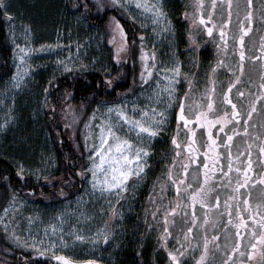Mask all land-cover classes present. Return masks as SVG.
Masks as SVG:
<instances>
[{
	"label": "rangeland",
	"instance_id": "1",
	"mask_svg": "<svg viewBox=\"0 0 264 264\" xmlns=\"http://www.w3.org/2000/svg\"><path fill=\"white\" fill-rule=\"evenodd\" d=\"M108 1L113 6H118L113 3V0ZM160 1L148 0V3H160ZM8 2L14 3V0H8ZM120 8L126 17L130 18L144 34L143 49L149 53L152 50L156 51L158 47L157 51L162 52L161 43L169 34V25H167V30L161 31L166 24L163 22L154 25L151 21L153 15L151 12L141 15L142 10L135 7V0H132L129 4L130 10ZM14 16L15 19L11 24L6 18L13 70L7 78L0 82V155L9 157L19 172L37 178L47 174L54 165V153L53 147L50 146L49 133L46 126L44 124L42 126L39 119L43 116L41 110L43 98L40 96L39 91L35 90L37 85L35 79L39 78L40 70L48 71L51 76L60 75L72 69L103 70L105 69L103 61H105L106 54L100 33L88 28L80 16L70 15L63 24L53 26L50 30L43 29L44 27H34L29 21L24 20L22 16L15 13ZM24 24L30 26L27 33L22 27ZM154 28L155 31H153ZM13 29L15 30V36H13ZM16 44L25 48L24 54L27 63H22L19 60V49L14 51ZM41 46H43V50H41ZM17 65H20V68ZM25 68L28 69V73L24 75L23 80L18 81L20 86L13 87V75L18 71L23 73ZM163 68L164 66L157 65V68L153 71L154 83L157 80L160 81L159 85L156 84L159 91L165 85H172L173 83L171 79L164 80ZM169 75L175 76L174 73H169ZM166 98L167 92L165 91L162 93V99L165 100ZM133 103L136 102L121 99L114 103H100L92 110L87 121L89 126L84 128L83 134V147L86 152L83 161L84 167L89 165L88 156L94 142L93 137L98 136V126L102 123L103 118L108 116L106 109L114 104H123L132 114ZM94 111L95 119H93ZM27 122L30 124L29 126H27ZM166 125L165 123L162 129ZM124 127L126 131L127 125ZM131 135L134 138L135 132ZM86 137L88 148L85 147ZM155 138L156 136L149 139L147 134H144L142 146L148 148V145L150 146ZM147 158L148 155L143 158L144 169L141 178L139 180L136 177L130 178L128 181L129 187L127 191L122 193V198L115 195V190L101 194L97 189L93 195L90 186L91 177L89 174H85L80 192L74 197L57 204L31 202L15 195V205L9 207L10 202L13 200L12 197L5 207L8 208L7 213L4 208L0 214L2 229L16 247L33 252L37 256L49 258L55 264H62V262L56 261L53 258L54 255L67 256L74 261V264H84L88 260L97 261L98 264H112V254L118 246L112 245L111 233L116 232L117 237H122L121 233L118 234V228L122 226L126 216L133 210L137 199L138 186L146 171ZM21 164L23 165L22 169H20ZM158 177L159 175L156 176V178ZM133 181H135L134 185ZM152 185L153 183L150 184V188H152ZM151 195L149 197L154 199ZM177 200L171 197L164 201V204H160L158 201L153 202L151 207L146 210L150 219L149 227L154 230L152 234L157 240L156 246L161 242L164 244L163 247L166 251H183L184 255L178 257L181 264H195V260L199 258L200 252L203 250V238L205 235L208 236L209 231L216 222H208L204 227H201L204 218L200 212L199 214L196 212V223L192 224L193 216L190 205L179 199L177 212L175 214L169 212L168 214L169 220L175 221L174 224L169 223L167 225L171 235L162 238L165 227L161 218L162 214L170 206H177ZM121 201L124 205H120ZM109 202L115 205L118 215H112ZM102 208L103 211H101ZM61 213L63 214L62 217H60ZM153 213H156L154 217ZM185 213H187V216H185ZM61 218L64 221L63 224L58 222ZM29 219L32 220L31 224L28 223ZM105 222H107L108 227L106 230L109 234L107 241L103 239ZM51 225H56L58 229L55 235L52 234ZM112 227L114 228L111 229ZM187 227H192L193 232L188 233L187 239H185ZM60 228L63 229L64 243L59 240ZM46 230L49 233L48 235H45ZM71 233L82 235L85 239L74 240ZM15 236H19L24 243L18 242ZM30 237L36 238L38 247L25 246V244L31 245L33 243ZM49 240L56 241L57 247L55 249L49 246L47 243ZM41 241L45 243L41 244ZM45 249L48 250L45 251L44 255L37 254Z\"/></svg>",
	"mask_w": 264,
	"mask_h": 264
},
{
	"label": "snow or ice",
	"instance_id": "2",
	"mask_svg": "<svg viewBox=\"0 0 264 264\" xmlns=\"http://www.w3.org/2000/svg\"><path fill=\"white\" fill-rule=\"evenodd\" d=\"M132 0H113V3L124 8L125 10L129 9V4ZM204 0H197V10L202 7ZM228 5V19L223 21L224 25H228L231 23L232 16V0H227ZM95 6L99 9L104 8L103 0H95ZM74 8L83 7L86 11L89 9V4L84 2L82 5L73 4ZM135 7L137 9H141V15L147 12L153 13L151 16L152 23L161 24L164 20L167 19L166 13L163 11V5L160 3H148V0H135ZM212 8H216V0H212ZM245 21L239 22L238 34L233 37L234 40L238 41V49L234 48V51L238 50V67L240 75H236V70L229 67L228 71L233 73L234 79L230 80L227 85V89L222 93V101L221 103L225 106H230L231 111H223L222 114H217V108L215 107V101L212 99V94L215 93L216 87L215 82H212L211 89L206 91L204 95L208 97L206 106L200 102H194L189 105L187 110L185 107V100L181 98L179 100V110L177 115V120L183 122V126L188 129L190 135H188V140L190 143L181 144L177 141V138L173 136L171 143L177 148L181 147L186 148L188 155L186 159L190 163H196L198 167H202L203 169V182L200 183L199 187L195 190L192 189V185L187 183L185 179L189 164H183L182 170L184 176L180 179H174L172 172L169 171L167 174V179L172 181L175 185V190L177 196L179 197L182 191L188 192V199L191 201L193 208L196 203L199 202L203 208H220V197L216 195L215 203H209V194L213 192V187L208 186L209 180L211 179L210 173H215L217 170L221 173L219 179L223 181L225 178L229 181L228 187H232L234 195L228 196L224 200L225 211L228 216L227 223L224 224L225 230V238L226 242L228 238L231 236V233L228 232V228L230 225L234 226L235 231V241L234 246H230V250H226L224 255L226 259L221 261V264H235L234 254L239 252L240 257H246V260H240L239 264H264V172L253 174L254 172V163L252 159V145L246 143L245 151H238L237 155H233L231 151V146L233 145V137L239 134L240 127L242 125V131L245 135H249V128L256 129L257 125L252 124V118L254 113H258L261 109H258L257 103L264 101V63L260 64V83L258 85V93L249 92L248 95L252 97V99L246 102V106L243 103L245 92L242 89H237L236 96L240 98L242 103L238 105L233 101L230 93L233 88L240 83H247L249 85L253 84V80L251 76H249L248 80L242 81L241 76L244 74V62L246 59H250L252 61H264V35L260 37V55H251L248 56L245 51V37L249 35L253 28V18H254V0H245ZM0 15L6 17L11 24L15 19L14 14L10 11L8 0H0ZM255 15L259 17L261 21L260 27H264V3H261L259 8H255ZM199 24L203 25L207 31L208 36H212L213 27H210L208 21H212V12H209L207 16L200 13L197 17ZM197 19H193V24L197 23ZM112 20L116 24V28L119 30L120 35L125 36L123 27L119 24L118 20H115V17ZM171 22L168 21V24ZM25 29V33L30 29L29 25H22ZM156 29L154 28L153 31ZM167 30V25L165 28H162L161 31ZM259 30V29H258ZM220 40L225 49L228 47L227 43V34L223 26L220 27ZM13 36H15V30L13 29ZM191 36V33H190ZM141 40L143 41V36H141ZM111 43V41H109ZM193 44H196V40L193 38L191 41ZM217 48H220V45H217ZM19 49L20 55L19 60L22 63H27L25 57V48L21 47V45L16 44L15 49ZM41 50H43V46H41ZM124 50V45L122 44L119 48L116 49L117 53H120ZM141 60L143 62L142 70L140 73V79L143 84H148L149 79L153 76L154 69L157 68L156 64V56L155 53H147L143 47L141 48ZM117 59L119 57L117 56ZM151 61V65L149 64ZM224 61H218V65H223ZM20 68V65H17ZM216 66H213L212 72H215ZM162 71L165 73L164 80H172L175 83V77L179 76L181 73V66L178 60L175 61L174 66L172 67H164ZM28 73V69H23V73L17 72L13 75L12 81L13 87H19V80H23L24 75ZM169 73H174L175 76H170ZM185 79H187V74H185ZM108 85L111 86L112 80L109 79L107 81ZM157 85L160 84V81L157 80L155 82ZM189 87L191 88V82H189ZM167 92V99H162V93ZM174 88L171 84H167L160 91H157L156 88L152 89V95L147 96L146 99L148 104L145 106L138 105L133 103L131 108V113L126 109V106L123 104H114L106 109L108 116L103 118L102 123L98 126L99 133L98 136L93 137V144L91 146V151L88 156L89 165L84 167L83 170L79 173L81 176H85V174H89L91 177L90 186L91 192L94 195L96 190L98 189L101 194L106 192H113L115 190V195L118 198H122V193L127 191L129 185L128 181L131 177H136L137 180L141 178V174L143 173L144 163L143 158H146L148 155V149L142 146V141L144 139V134H147V138L155 137L159 135L162 130V126L167 122L166 121V108L171 107L173 101L175 100L174 96ZM47 93V90H45ZM188 93H185V98ZM164 105V108L161 107ZM115 115H112V114ZM73 118L75 119V114L73 113ZM93 119H95V111L93 114ZM125 125H127V129L125 131ZM189 125H193V127H189ZM89 124L86 122L85 127H88ZM179 123L177 127L179 128ZM228 126H231L230 130ZM262 130L261 133H256L253 131L251 135L255 136L256 140H264V120L258 125ZM200 128L202 131H206V139L205 145L203 148V163L200 165L197 157L200 155V149L195 147L196 145V129ZM216 129V134H214L213 129ZM135 132V137H132V133ZM91 134V133H90ZM85 147L88 148L87 137ZM218 139L223 143L225 148L227 149L226 157H227V171L224 169V165L221 162L217 164V161H221V158L225 156L224 152L218 151L221 147V143L218 142ZM98 140V142H96ZM259 149V159L264 161V142L257 145ZM180 151L175 153L173 157V166L176 162V157L180 156ZM247 156L246 161H242L240 157ZM212 162L211 169L209 168V162ZM235 161V165L234 162ZM23 168V165H20V169ZM260 168L264 169V163L260 164ZM235 171L238 174V179L235 182V185H232V177L231 173ZM19 174V173H18ZM47 180V177H45ZM195 179V177H194ZM135 181H133V185ZM225 185L220 184L216 187H224ZM161 188H164V185H161ZM241 189H247L246 193H241ZM191 190V191H189ZM253 190H256L255 202L253 203ZM63 194V193H62ZM230 202H234L235 207V220L233 219V205ZM15 196L13 195V200L10 202L9 207L15 205ZM118 203V200H117ZM179 199L177 200V206H170L165 210L164 215V232L163 237L166 238L168 235H171L167 225L169 223L174 224L175 221H170L168 218L169 212L175 214L177 212V207L179 206ZM242 204V206H241ZM109 207L112 209V215L116 216L119 213L115 209V205L109 202ZM4 211L7 213L8 208H5ZM103 211V208L101 209ZM156 213H153L155 216ZM220 215H223L222 213ZM63 214H60L62 217ZM187 216V213H185ZM193 219L191 221L192 224L196 223L195 211L192 213ZM220 217L218 216L217 219ZM58 222L63 224V219H59ZM209 222L207 212L204 214V223L201 224V227H204L205 224ZM29 224L32 223V220L29 219ZM215 227V225H213ZM107 222H105V229L103 239L105 241L108 240L109 234L107 232ZM240 229H244V232H241ZM52 234L55 235L58 231L56 225H51ZM59 232L61 235L59 236V240L61 243H64L63 237V229L60 228ZM193 228L187 227L185 233V239H187V234L192 233ZM49 233L47 230L45 231V235ZM73 235L74 240H84L85 237L82 235H77L75 233H71ZM246 237V243H244V239ZM15 239L18 242L24 243L20 240L19 236H15ZM33 243L31 245L25 244V246L36 248L38 247L36 243L35 237H30ZM218 239V234L211 237V240L215 241ZM209 237L204 236L203 238V250L200 252L199 258L195 260V264H205L209 255L214 257L215 253L209 252ZM45 243L41 241V244ZM49 246L52 249L57 247V243L55 240L47 241ZM215 247L220 249V245L216 244ZM226 247H228L226 243ZM244 248V251H240L241 248ZM40 251L38 255H44L45 251ZM183 251H169L168 256L170 257L173 264H181V260L178 258L183 256ZM53 258L62 262V264H74V261L67 256L64 255H54ZM84 264H98L97 261L88 260L85 261ZM214 264V260L211 262Z\"/></svg>",
	"mask_w": 264,
	"mask_h": 264
},
{
	"label": "flooded vegetation",
	"instance_id": "3",
	"mask_svg": "<svg viewBox=\"0 0 264 264\" xmlns=\"http://www.w3.org/2000/svg\"><path fill=\"white\" fill-rule=\"evenodd\" d=\"M261 3H264V0H254V18H253V28L252 31L245 37V51L248 56L251 55H260V37L264 35V27H260L261 21L259 17L255 15V8H259ZM160 4L163 5V11L166 13L167 19L164 20L166 25H169V34L162 40L161 46L163 47L162 52L156 48V51L152 50L149 52L155 53L156 64L162 65L164 67H172L176 60L180 62L181 73L179 76L175 77V83H172L174 88L175 100L171 107L166 108V126L162 129L159 135L152 141L150 146L148 145V158H147V167L139 184V192L141 195V204L145 203V197L151 196L154 197L153 202L158 201L160 204H164L168 198H174L180 201H184L190 205L191 212L195 211L199 214L201 213L204 218V214L207 212L209 223L215 221V227L212 226L211 231L208 233L209 237V252L215 253L214 257L209 255L205 264H211L214 260V264H221L223 259H226L224 255L226 250H230V246H234L235 237V227L230 225L228 232L231 233V236L226 242L224 224L227 223L228 216L224 207V200L230 196L234 195L232 187H228L229 181L225 178L223 181L219 179L221 173L217 170L215 173H210L211 179L209 180L208 186L213 187V192L209 194V203H215L216 195L220 197V208H208L205 209L203 206L197 202L195 207L191 201L188 199V192L182 191L180 196H177L175 185L172 181L167 179V174L169 171L172 172L174 179H180L184 176L182 165L189 164L186 157L190 155L186 148L181 147L177 149L172 143V138L175 136L177 141L183 146L184 144L190 143L188 140V129L183 126V122L177 120L178 110H179V100L184 98L186 110L189 105L194 102H200L206 106L208 97L204 93L211 89L212 82H215L216 91L212 94V99L215 101V107L217 108V114H222L223 111H231L230 106H225L221 103L222 93L227 89L228 82L234 79L233 73L228 71V68L231 67L236 70V75H240L238 67V50L234 51V48L238 49V41L234 40L233 37L238 34V27L240 21L245 20V0H232V16L231 23L224 25L223 21L228 19V5L227 0H216V8H212V0H204L202 7L197 10V0H161ZM209 12H212V21H208L210 27H213L212 36H208L206 29L203 25L198 22V15L200 13L207 16ZM114 17L119 20L123 26H127L125 30V36L122 40L121 45H124V50L120 53H115L119 57L118 66L124 68L126 71V83L123 86L124 92L120 97H117V91L114 93V97H117L116 100L128 99L131 102H136L138 105L145 106L148 104L146 99L147 96L152 95V89L156 88L159 91V88L156 86V83L153 81V76L149 79L148 84H143L140 79V73L142 70L143 62L141 60V48L144 46L142 42L144 41V34L133 35L131 36L128 33V30H131L132 20L130 18H123L119 16L116 12ZM193 19H197V23L193 24ZM168 21L171 23L168 24ZM223 26L227 34V43L228 47L225 49L220 40V27ZM259 29V30H258ZM191 33V36H190ZM143 36V41L141 40ZM196 40V44H193L192 39ZM217 45H220V48H217ZM159 54V56H158ZM117 60V61H118ZM224 61L223 65L217 66L218 61ZM264 61H252L246 59L244 62V74L241 76L242 81H247L249 76L253 80V84L249 85L247 83L237 84L232 92L230 93L234 102L238 105L242 103L240 98L236 96L237 89H242L245 92V97L243 103L246 106V102L252 97L248 95L249 92L258 93V85L260 83V64ZM151 65V61H149ZM213 66H216L215 72H212ZM185 74H187V79H185ZM189 82H191L192 87H189ZM185 93H188L185 98ZM167 99V98H166ZM165 99V100H166ZM117 101H113L117 102ZM164 108V105H161ZM258 109H261L260 112L254 113L251 123L256 124V129L249 128V135H245L242 131V125L239 130V134L233 137V145L231 146V151L233 155H237L238 151H245V144H251L252 148V159L254 163V172L261 173L264 172V169L260 168V164L264 161L259 159V149L257 145L264 142V140H256L255 136L251 135L253 131L256 133H261L259 124L264 120V101L257 103ZM179 123V128L177 127ZM193 127V125H189ZM231 126H228L230 130ZM214 134H216V129H213ZM206 131H202L200 128L196 129V145L200 149V155L197 157L200 165L203 163V148L205 145ZM218 142L221 143V147L218 151L224 152L225 156L221 158V161H217V164L221 162L224 165L225 171H227V149L223 143L218 139ZM180 151L181 155L176 157L175 165L173 166V157L175 153ZM242 161L247 160V156L240 157ZM235 165V161L233 162ZM212 162H209V168L211 169ZM151 169H155L159 172L150 173ZM151 174V175H150ZM154 175H159L158 178ZM195 177V179H194ZM232 185H235L236 180L239 178L238 174L233 172L231 173ZM187 183L192 185L191 190H195L199 187L200 183L203 182V169L198 167L196 163H190L187 175L185 177ZM153 183L152 188L150 184ZM164 185V188H161V185ZM223 184L224 187H216L217 185ZM189 190V191H191ZM247 189H241V193H246ZM256 190H253V203L255 202ZM233 205V219L235 220V207L234 202H230ZM120 205H124L123 202H120ZM242 206V204H241ZM223 215H220V214ZM147 212L144 209L142 215H146ZM164 215L162 214V222L164 223ZM220 217L217 219V217ZM152 217V216H151ZM154 217V216H153ZM115 227V226H114ZM112 227L111 229H113ZM119 227V226H118ZM154 231V230H153ZM241 232H244V229H240ZM122 234V237H117V233H111V239L113 240L112 245L122 246L123 245V235L126 234L125 226L118 228V234ZM114 234V235H113ZM218 234V239L213 241L211 237ZM125 237V236H124ZM118 240L116 241V239ZM244 243H246V237L243 238ZM226 243L228 247H226ZM216 244L220 245V249L215 247ZM160 246H164L161 242L158 243ZM117 247V248H118ZM164 248V247H163ZM165 249V248H164ZM242 247L240 251H244ZM168 252L165 250L167 255V262L173 264ZM240 260H246V257H240L239 252L234 254L235 264H239ZM232 264V262H230Z\"/></svg>",
	"mask_w": 264,
	"mask_h": 264
},
{
	"label": "trees",
	"instance_id": "4",
	"mask_svg": "<svg viewBox=\"0 0 264 264\" xmlns=\"http://www.w3.org/2000/svg\"><path fill=\"white\" fill-rule=\"evenodd\" d=\"M84 2L89 4L87 11L83 7H73V4L82 5ZM103 3V9L95 6V0H14V3H9L13 14L22 16L34 27H44L46 30L63 24L70 15L80 16L88 28L100 33L106 57L103 70L72 69L54 76L46 70H40L39 78L35 79V90L43 98V116L39 119L49 133L54 165L42 177L32 178L29 174L19 172L9 157L0 155V214L13 195L31 202L57 204L74 197L82 188L85 176L79 173L84 168L86 156L83 147L85 124L98 104L117 101L116 98L122 95L126 83V71L118 66L121 60L117 59L115 53L124 36L120 35L112 18L115 12L123 18L128 17L120 7L113 6L108 0H103ZM119 24L125 33L127 26H123L120 21ZM130 24L131 30L128 33L134 36L132 38L142 34L133 22ZM12 70L7 21L6 17L0 15V82ZM109 79L112 80L111 86L107 83ZM115 91L117 97H114ZM29 125L27 122V126ZM156 172L159 174L155 169L150 170V173ZM152 203L153 199L146 196L143 208L140 192L137 191L133 210L122 224L126 228L124 243L113 252L112 264H167L165 249L160 245L156 246L153 228L149 227V216L142 215V210H148ZM0 264L55 263L49 258L16 247L0 223Z\"/></svg>",
	"mask_w": 264,
	"mask_h": 264
}]
</instances>
